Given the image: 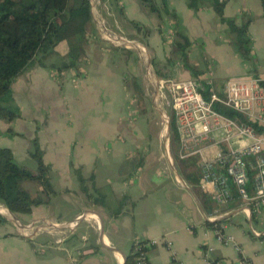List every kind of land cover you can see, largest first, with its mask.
<instances>
[{
	"label": "crops",
	"instance_id": "crops-1",
	"mask_svg": "<svg viewBox=\"0 0 264 264\" xmlns=\"http://www.w3.org/2000/svg\"><path fill=\"white\" fill-rule=\"evenodd\" d=\"M218 1L225 18L247 23L249 60L238 54L236 35L219 19L213 0H195V8L187 0H151L155 10L148 0H89L88 43L75 67L60 69L68 60L61 41L13 79L10 100L2 104L17 108L19 116L0 117V146L32 171L38 166L32 154L40 152L47 186L22 182L41 201L31 213H11L0 202V264H133L127 257L135 241L154 242L146 245L150 264H205L206 258L264 264V208L252 214L233 190L217 204L172 164L167 149L166 164L145 147L151 113L134 119L124 74L111 59L118 60L122 48L140 52L138 46L147 45L159 61L170 54L171 62L179 59L175 70L181 80L204 81L218 92L225 93L230 77L264 80L262 1ZM104 28L132 44L107 40ZM177 32L189 42L185 59L173 50L174 40H182ZM143 104L154 108L153 102ZM220 136L212 135L204 159L223 147L216 143ZM7 212L17 223H10ZM210 218L224 224L240 251L215 240Z\"/></svg>",
	"mask_w": 264,
	"mask_h": 264
},
{
	"label": "trees",
	"instance_id": "trees-1",
	"mask_svg": "<svg viewBox=\"0 0 264 264\" xmlns=\"http://www.w3.org/2000/svg\"><path fill=\"white\" fill-rule=\"evenodd\" d=\"M149 5L152 10L155 6L151 0ZM263 18H264V0ZM189 7L195 8V0H187ZM215 11L221 22L228 25L231 32L236 35V50L245 60H249V39L246 36L247 23L236 25L234 20L223 16L222 3L213 0ZM89 0H0V117L10 121L19 116L17 108L2 104L8 102L11 97V83L22 69L39 53L42 56L49 55L53 48L61 41L67 44V63L60 69L75 67L76 62L84 56V47L88 43V23L90 22ZM182 40H174L173 50L179 52L181 58L185 59V49L189 45L186 36L177 32ZM264 87V80H260ZM197 90L202 94L204 100H210L213 92L211 85L198 81ZM216 93V92H214ZM220 100L224 99L223 92L216 93ZM214 101L211 108L217 113L232 119L238 124H251L255 131L262 132L260 127L249 122L246 116L221 101ZM170 130L172 139L178 142L175 118L171 115ZM37 161V170L32 171L17 164L13 158L12 151L7 147L0 146V202L15 214L31 213L32 208L41 203L40 199L31 195L22 187L24 180H33L43 187L47 186L45 176V165L40 152L32 154ZM197 156L193 158L196 159ZM187 158L183 160V173L195 186L200 185L199 172L194 169L195 160ZM252 164L254 159L249 160ZM197 167V166H196ZM255 169H248L247 191L253 188ZM233 186V187H232ZM234 196H238L232 185ZM4 219L0 217V221ZM212 225L211 222H207ZM135 262V254L127 257Z\"/></svg>",
	"mask_w": 264,
	"mask_h": 264
},
{
	"label": "built area",
	"instance_id": "built-area-1",
	"mask_svg": "<svg viewBox=\"0 0 264 264\" xmlns=\"http://www.w3.org/2000/svg\"><path fill=\"white\" fill-rule=\"evenodd\" d=\"M107 40L130 46L132 42L122 36L112 35L104 28ZM141 51L144 48L138 46ZM172 107L174 111L176 132L180 144V156L196 155L200 172V187L209 193L217 204L225 203L231 196L234 185L239 197L247 202L252 214L264 208V130L255 131L251 124H238L211 108L214 101H219L216 93L210 94V100H204L197 90L196 82L191 79L171 81ZM225 105L244 114L249 122L264 127V87L260 79L251 75L230 77L226 81ZM220 133L217 144L223 145L212 159H204L203 152L209 146L213 134ZM248 158H253L252 164ZM255 169L253 195L247 191L248 169ZM215 240L223 245H233L237 251L240 247L232 235L225 233L224 224L210 218ZM264 226V217L262 219ZM261 236L259 231L252 230ZM264 232V231H262ZM264 234V233H263ZM153 241H135L133 253L136 264H150L146 245ZM205 264H220L219 260L205 259Z\"/></svg>",
	"mask_w": 264,
	"mask_h": 264
},
{
	"label": "rangeland",
	"instance_id": "rangeland-1",
	"mask_svg": "<svg viewBox=\"0 0 264 264\" xmlns=\"http://www.w3.org/2000/svg\"><path fill=\"white\" fill-rule=\"evenodd\" d=\"M168 35L169 34H167L166 39L171 41V35ZM168 44L171 46V42ZM144 46L145 52H139L135 48H122L123 51L119 52L118 60H116L117 57H114L113 55H111V59L114 63H116V61L119 63V70H117V72L121 75L124 74L125 85L130 91L129 95L125 97V101L129 106L133 103L134 106H130L129 111L131 109V112H133L134 119L139 116V113L142 117L143 114L141 113H145V111H150V118L154 119H150L151 121L149 120L151 126L148 128L146 136L149 143H146L145 147H152L151 149H154L159 153L162 161L166 164L167 157L164 149H167L170 153L169 156H171L172 164L183 169V160L193 158L195 155L181 157L179 142H175L172 139V132L170 130L171 115H174L171 96V81L181 80L175 70V67H177L175 62L179 59L171 62L170 54L168 55L169 57L166 56L163 60L159 61L148 51V46ZM124 50H127V52ZM109 52H112V50H109ZM220 88L223 89L224 86L222 85ZM212 89L214 90L213 92L218 93L216 89ZM144 102H153L154 108L151 107V109L145 110L143 108ZM137 123L142 126V131H146L147 128H143L141 122ZM193 159L195 160L193 167L199 172L198 167H196L198 159L197 157L196 159ZM6 216L12 219L10 223H17L16 219H14L11 214L8 213ZM36 229L40 230V226H37Z\"/></svg>",
	"mask_w": 264,
	"mask_h": 264
},
{
	"label": "bare ground",
	"instance_id": "bare-ground-1",
	"mask_svg": "<svg viewBox=\"0 0 264 264\" xmlns=\"http://www.w3.org/2000/svg\"><path fill=\"white\" fill-rule=\"evenodd\" d=\"M136 47V46H135ZM142 47V46H141ZM141 51V50H140Z\"/></svg>",
	"mask_w": 264,
	"mask_h": 264
}]
</instances>
